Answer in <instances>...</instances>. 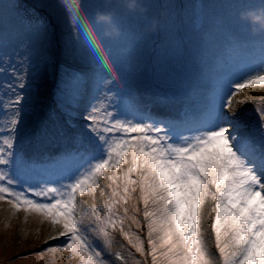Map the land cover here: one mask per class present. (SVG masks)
I'll list each match as a JSON object with an SVG mask.
<instances>
[{
    "label": "snow or ice",
    "instance_id": "snow-or-ice-1",
    "mask_svg": "<svg viewBox=\"0 0 264 264\" xmlns=\"http://www.w3.org/2000/svg\"><path fill=\"white\" fill-rule=\"evenodd\" d=\"M63 2L70 13L68 27L77 34L75 46L65 40L64 59L57 54L62 13L55 3L34 0V13L49 14L37 24L41 44L29 50L20 68L8 61L0 67V73L12 74L6 90L14 96L3 105L0 202L13 214L22 210L25 220L35 215L50 221L55 235L44 243L64 241L48 247V253L68 251L78 264H108L102 252H111L110 230L117 224L136 251L145 252L142 240L124 232L116 210L138 185L152 264H264V107L256 104L258 125L251 126L234 108L247 100L235 99L241 90L264 88V33L254 34L234 18L235 9L250 8L246 0L200 7L198 21L207 24L202 31L186 28L173 4L146 0L145 13L163 11L164 40L156 46L139 33L126 45L117 43L116 23L119 35L106 36V26L95 21L101 0ZM19 12L18 3L0 0V18ZM144 14L121 20L134 29L147 18ZM47 77L55 81L59 113L41 111L40 89ZM141 88L153 92L158 103L183 104L182 119L144 114L136 100ZM70 136L87 146L43 161L29 154L30 147L66 142ZM69 161L77 162L69 166ZM122 165H127L119 177L123 195L109 184L108 200L82 215L78 195L94 196L104 171ZM209 200L218 257L202 230ZM89 232L102 241L101 250ZM115 256L124 259L119 252Z\"/></svg>",
    "mask_w": 264,
    "mask_h": 264
},
{
    "label": "rangeland",
    "instance_id": "rangeland-1",
    "mask_svg": "<svg viewBox=\"0 0 264 264\" xmlns=\"http://www.w3.org/2000/svg\"><path fill=\"white\" fill-rule=\"evenodd\" d=\"M11 2L19 4L20 12L18 15L12 14L7 20L0 18V67H3L5 61H8L10 64H14L17 68H20L29 50L41 44L42 38L36 33L37 24L41 20L47 21L49 19V14L46 11L34 13V0H11ZM48 2L57 4L64 17L63 29L59 31L57 35V54L59 58L63 60L64 57L62 52L65 40L72 41L75 46L77 34L74 29L68 27L70 24V13L63 0H48ZM70 2L71 0H69V3ZM145 2L146 0H142L143 4ZM216 2L217 0H161L162 4H173L180 13L184 26L193 31H202L207 27L206 23H199L197 15L198 9L204 5L210 6ZM246 3L250 8H254L264 3V0H246ZM109 7L111 9L115 7L117 13V15L113 17V22L119 26L121 32L120 36L113 38L117 43L122 45L130 43L136 33L141 34L145 41H153L154 46L163 43L164 38L159 28L160 20L164 18L163 11L159 15V12L149 10L144 14L147 18L142 19L139 25L133 29L130 27L129 23L123 22L121 18L127 17L128 20L131 21L133 17L141 16L139 13L128 11L123 6L116 5L115 0H113V3ZM99 9H105L103 0H101ZM243 9L245 8L235 9L234 18H238L240 11ZM153 18L159 21L158 27L155 32L149 33L146 31V27L151 24ZM241 23L250 30L246 21H241ZM145 55L151 54L145 53ZM109 59H112L110 52ZM87 70L90 71L91 69L88 68ZM246 75L247 73L242 78H246ZM11 82L12 74L10 72L7 74L0 73V130L4 128V102L8 99H14V96H9V90H6V85ZM13 86L15 87V85ZM54 89L55 81L51 77H47L40 89V106L44 114H50L54 111L59 113ZM245 98H247L245 103H236L234 108L249 126L254 123L258 125V114L255 111V106L259 104L261 107H264V88L255 87L241 90L235 99L241 101L245 100ZM136 100L141 111L155 119L172 120L176 122L182 119L183 104L170 105L158 103L155 100L154 93L147 89L141 88ZM144 122L151 123L152 121L145 120ZM73 123L78 125L80 123L79 117H76ZM188 134L187 132H182V135ZM86 146V141L78 142L74 136H70L66 142L62 141L55 144L30 147L29 154L36 155L38 159L43 161L45 157H55L65 151H79ZM76 162L77 161H69L68 165L71 166ZM126 168L127 165H122L121 168L114 169L111 173L106 169L104 175L99 179V186L96 188L94 196L88 192H85L83 195H78L77 200L82 215L91 211L90 205L95 204L97 207H100L108 200L112 191V189L108 187L109 184L112 185V188L119 187L123 195V182L119 177ZM109 175H115L117 179L115 181H110L107 178ZM133 178L138 179L135 174H133ZM131 187L132 186H130V188ZM135 187V192H129L127 202H121L116 206L117 217L123 219L124 232L129 233L134 241L137 238L143 241L145 252L143 255L137 252L132 244L128 242V239L122 235L120 225L117 224L115 230H110L112 237L111 252H102V256L108 264H152V258L148 255L147 227L143 216L144 204L141 199L138 185ZM117 199H119V197H117ZM213 206L214 202L211 200L207 201L204 205L202 230L204 239L208 243L212 254L218 257V252L214 246V235L211 231V222L214 216L212 212ZM125 209H127L126 213L124 211ZM49 235H55L50 221L42 220V218L35 215H30L27 220H25V214L22 210L13 214L10 210V206L6 202H0V264H78V260L73 258L68 251L56 254L48 253V247H53L64 241V237H59L55 241L47 240V244H45L44 242ZM88 235L93 246L96 247L97 250H101L103 248L102 241L91 232H89ZM41 252L44 253L43 257L39 255ZM116 252H119L124 259L119 260L115 256Z\"/></svg>",
    "mask_w": 264,
    "mask_h": 264
},
{
    "label": "clouds",
    "instance_id": "clouds-1",
    "mask_svg": "<svg viewBox=\"0 0 264 264\" xmlns=\"http://www.w3.org/2000/svg\"><path fill=\"white\" fill-rule=\"evenodd\" d=\"M113 3V0H105V9H98L95 13V21L106 26V36L119 35V28L113 22L114 10L109 6ZM116 5L123 6L128 11L137 12L143 15L146 11L142 0H115ZM239 19L246 21L250 27V30L256 33H264V3L254 8H245L240 11ZM159 21L155 18L151 21V24L146 27V31L151 33L157 30Z\"/></svg>",
    "mask_w": 264,
    "mask_h": 264
}]
</instances>
